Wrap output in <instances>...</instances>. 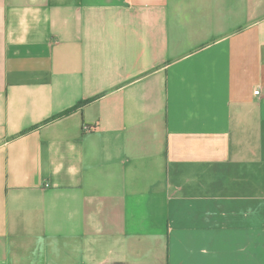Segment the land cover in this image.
I'll use <instances>...</instances> for the list:
<instances>
[{
  "label": "crops",
  "instance_id": "0c3cea01",
  "mask_svg": "<svg viewBox=\"0 0 264 264\" xmlns=\"http://www.w3.org/2000/svg\"><path fill=\"white\" fill-rule=\"evenodd\" d=\"M0 264H264V0H0Z\"/></svg>",
  "mask_w": 264,
  "mask_h": 264
}]
</instances>
